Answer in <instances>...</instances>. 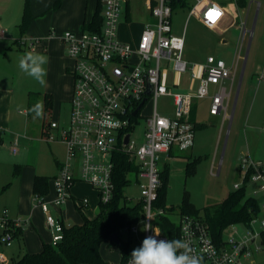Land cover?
<instances>
[{"label":"built area","instance_id":"obj_1","mask_svg":"<svg viewBox=\"0 0 264 264\" xmlns=\"http://www.w3.org/2000/svg\"><path fill=\"white\" fill-rule=\"evenodd\" d=\"M129 0H100L102 5L100 31L84 27L77 32L67 31L60 37L66 49L73 77L70 123L60 127L51 119L45 131L48 143L63 145L65 159L58 175L53 179L56 198L51 212L44 196L35 195L37 205L46 215L47 224L53 234L52 246L57 247L71 225L59 216L65 201L71 198V190L77 183L90 185L97 193L100 204L110 203L115 195L114 161L117 154L132 157L138 166L134 180L140 191L144 216L136 225L123 228L120 238L140 240V228L144 230L140 244L153 230L161 229L159 217L168 215L162 208H156L162 185L159 167L163 154L173 148L187 152L195 142V125L190 120L191 109L196 100L208 98L211 87L218 91L211 96L210 114L222 116L223 123L231 121V103L237 79L223 60L209 56L204 64L191 65L184 58L185 37L173 34V8L170 0H147L151 21L147 22L136 42L122 41L118 36L119 23L126 14ZM218 12V17L209 19V12ZM196 16L208 28H214L224 17V10L215 3L196 0L190 16ZM7 30L0 24V38ZM55 32L51 33L54 36ZM19 46H33L37 40L21 37ZM172 67L176 74L192 71V79L199 80L196 91L175 92L167 84V72ZM229 83V87H226ZM149 86L152 92L147 94ZM162 97H172L174 115H161L157 102ZM152 104L149 114L143 113L147 104ZM137 111L136 115L134 112ZM144 121L143 141L138 145L132 138L135 122ZM0 131V138L3 134ZM128 138V141H126ZM13 152L17 153V142ZM241 180L234 184L239 190L246 179L257 184L252 196L264 194V162H255L249 155L240 157ZM132 183V181H131ZM131 199V198H128ZM78 210L89 206V199L76 200ZM261 213L264 205H261ZM260 213V214H261ZM22 224L19 218L10 216L9 210L0 215V245L10 248L15 233ZM180 228V239L187 242L194 254L203 257V264H245L255 252L262 250L261 234L264 232V217H255L247 224L231 225V236L223 237L217 243L211 236L206 222L201 217L184 215L176 223ZM157 239L168 238L162 234ZM129 261V260H128ZM0 264H11L4 254H0ZM128 264V262H127Z\"/></svg>","mask_w":264,"mask_h":264},{"label":"crops","instance_id":"obj_2","mask_svg":"<svg viewBox=\"0 0 264 264\" xmlns=\"http://www.w3.org/2000/svg\"><path fill=\"white\" fill-rule=\"evenodd\" d=\"M141 1L144 4L143 5L144 9L141 14L142 16L141 33H142L145 24L151 21V17H150L149 4L147 0H141ZM205 1L215 3L224 10V17L219 22V24L214 28H208L204 24H202L201 21L196 16L192 15L191 17H194L196 21V27L203 29L204 34L202 32L197 31V28L194 26L193 31L191 32L192 36L189 39H187L186 33L182 29V27H180V29L177 32H175L174 19H175L176 11L178 9L177 8L173 13V20H172L173 34L175 36L185 37L184 55L192 54L201 57V61L197 63H193V65L196 66V65L204 64L209 56H213L216 59L223 60L226 63L227 67L231 69L233 72H235V76L238 82L240 81L239 73H238L239 64L241 62H245L244 60H246V57L247 60H249V54H250L249 52H250L251 44L253 43V34L255 35L256 32H257L256 45L258 44L260 45L261 36L264 31V0H205ZM69 2L71 3L72 9L67 12L66 6ZM98 2L99 0H31L30 8L34 20L25 34L27 35L29 34L31 35L30 36L31 38L34 37L35 40L40 41L38 44L39 53H42L48 58V63H47L48 70L46 75V82L48 84L45 87L48 89H44V90L47 92L45 94L53 97V102H58V103L60 102V99L63 96V88H65L67 80H70V82H68L69 85L67 90L70 97L68 102H70L71 100L72 90H73V77L71 76V74H69L68 67L71 66L72 61L67 57L66 49L63 46L60 37L56 35L51 36V34H49V31L51 29H49L50 26L48 25L50 24L48 23L44 27L40 28V23L46 21L48 15H52L51 19H55L58 21L60 19L61 20L63 19L65 23L63 28L74 32L80 31L84 25L89 24L92 21L94 13L96 12L98 6ZM188 3L189 0H185L179 8H181V10L188 9L189 11L188 17H189L192 7L196 4V0L190 6ZM24 6H25V0H0V24L4 28L5 26L9 28H15L13 34L11 35L9 34L7 36L8 34L7 33L5 37L0 38V43L1 42L6 43L3 49H6V47L9 46V41L11 40V38L12 40L13 38H16L15 36L17 35V32H19L20 35L19 25L23 18ZM124 18L126 20V25L131 26L130 24H132L134 17L131 11L130 0L127 3V11ZM136 18L137 17H135V19ZM140 34L138 37L136 38L131 37L129 41H124V42H129V43L136 42L139 39ZM249 35H251L250 38ZM15 42L16 40L14 41V43ZM245 45H248V47H247V54L244 57L243 55H241V53L244 50ZM259 45L255 53L254 54L252 53V55H254V58L258 53ZM234 48L235 51H238V56L235 58V61L232 64L230 62V58H232L231 55H234V53H232ZM18 50L22 51V49L21 50L18 49ZM18 50H16L15 52H18ZM206 51H208V55H206L207 54ZM226 52H227L228 61H226V59L223 57V55L226 54ZM171 71H173L172 67L168 69L167 75ZM191 80L192 83L194 82L198 83L199 86L198 79L193 81L192 73H191ZM226 85H227L226 87H229L230 84L227 83ZM168 86L172 87V89L175 92H181V93L196 91L198 89L197 86V88L195 89L191 88V89L177 91L176 89L178 88V82L176 81L171 82L170 84H168ZM261 90H264V88H258L253 98L251 111L249 113V117L247 118V123H249V125L250 124L254 125V123H256V119L258 115L253 117V122L251 118L253 116L252 112H254L256 107L259 108L260 104L262 103V99L259 98ZM217 91L218 88L216 86H212L211 94L208 98L200 99L199 102L198 100H196L193 104L190 114V120L193 124H197V126L199 127L195 130L194 146L192 149L187 151L190 158L195 153L194 150L196 147L195 144H196L197 131H206L203 129L205 128L209 129L210 127H215L216 125H221V124H222V130L224 128L223 127L224 124L226 125L228 124L229 125L228 130H231L239 104H241L242 109L244 108L246 96L248 95V88H240L239 97L234 110L236 95L238 93V88H236L235 90V86H234L233 95H232L233 102L230 106L232 119L228 123H223L221 115L212 116L210 114V107L212 103L211 96L216 94ZM35 93H38V96L36 98V100L38 101V102L36 101L37 104L39 103L38 98L41 97L40 96L41 91L39 90L38 92ZM65 93L66 92H64V94ZM10 94H11L10 91H7L5 93L0 92V101H5L6 103H10L11 101H13V97H10ZM28 98H29V94H28ZM163 98H170L172 100V111L168 113V117L172 118L174 115L173 99L172 97H163ZM42 100H44L43 97ZM200 102L201 103L203 102V105H205L208 108V112L210 115L209 117L211 119L208 123L205 124L199 123L197 119L198 103ZM4 104L5 103L0 102V131L4 132L1 135L2 137L0 138V215L2 211L6 209L9 210L11 217L19 218L22 223L27 222V224H22L21 227L16 230L15 240L10 248H5L0 245V254H4L5 257L9 260V262L12 263V260L21 258V256L24 255L25 253H30V254L40 253L43 249V244H52L53 234L47 224L46 215L35 201V195H40L35 192V179L37 178V176L48 178L47 193L41 196H44V199L49 203L51 212L54 214H58V212L53 207V202L56 198V194L53 186V179L59 173L60 165L65 159V152L63 157L55 156L53 151L44 144L45 142L43 138H45V130L43 131L42 127L40 129L38 126H32V123L29 118L27 124L26 123L23 124V128L21 129V130H25L27 128L25 130L26 133L24 135L16 136L15 138L12 137L13 136L12 134L7 135L9 129L6 130V128H10L13 131L14 124L12 122H9V120L6 118V114L8 115L10 113V110L8 108H4L3 107ZM55 105L57 104L53 103V108ZM147 105H149L151 111L152 104L149 103ZM19 113H21L22 115H28L29 117L31 111L30 110L20 111ZM140 121L143 120H139V122ZM29 133L34 135V138H36L32 140H36L37 142H39V146H40L38 153L39 159L35 164L31 166L27 165L26 166L27 168L22 169L23 164H28L27 163L28 155L25 159L20 157L19 159L17 158L16 160H14L13 163H8L4 158V155L2 153V148L4 146L5 140L7 139V137H9V142H11L12 155L17 156L19 154V143L20 144L22 143V146L28 150V148L32 146V145L30 146V144L28 143L29 142L28 138L29 140L31 138ZM255 134L261 137L259 139L260 140L259 145L255 144L254 142ZM244 137L247 144L248 143L250 144L251 136H248L245 133ZM22 138L24 140H22ZM262 139H264V128L256 129L253 127V149H251V145H250V148L249 147L247 148L250 154H246V155H249L255 162H264V154H263L264 140L262 142ZM26 140L28 142H26ZM16 142H17V153H14L13 148ZM198 143L199 144L201 143L200 136L198 139ZM180 153L183 152L179 151L178 148H173L170 153L163 154L160 164H162L163 158L170 159L171 157L180 155ZM201 157L202 156L199 155L196 158H201ZM240 157L238 158V169H239ZM22 159L24 160V163H21ZM165 169H168V166L164 165L163 169L161 168V171ZM15 171L17 172L18 175H15ZM238 172L241 180L240 171ZM78 184L79 183L74 185V187L71 190V198L67 199L59 210V216L71 226L81 225L83 223L81 212L77 209L76 206V200H80L85 197L88 198L89 206L86 209L91 208V203H92L91 198L93 194L89 190L86 189L84 193L81 194V196L79 197H77L73 193L75 186ZM15 185H17L18 187L13 190V187ZM256 188H257V184L249 183L248 195L252 196L253 191ZM95 198L98 200V203L95 204L93 207V216H88L86 215V212L83 211V213L88 218L91 219H93L97 215L99 209V199L97 193L95 194ZM256 198L259 199L261 203H263L264 205L263 193L258 194ZM263 213H264V209H263ZM74 220L76 221L75 223ZM143 233L144 230L141 227L140 240L136 241L134 243L135 245L140 244L141 239L143 237ZM105 244H107L108 247L112 246L110 244V240L104 242L102 246ZM102 246H101V256L103 260L107 262L102 253ZM261 251H263V249L254 253L253 259L249 261L250 264L263 263V259L262 257H260ZM120 259H121V252H120ZM109 264H114V263H109Z\"/></svg>","mask_w":264,"mask_h":264},{"label":"rangeland","instance_id":"obj_3","mask_svg":"<svg viewBox=\"0 0 264 264\" xmlns=\"http://www.w3.org/2000/svg\"><path fill=\"white\" fill-rule=\"evenodd\" d=\"M195 0H189V6L193 4ZM143 2L141 0H130L131 11L133 13L134 20L132 21L131 26L126 25V20L124 15L121 18L119 23L118 29V36L123 41H129L131 37H138L141 33V20H142V12L144 9ZM72 9L71 3L69 2L66 6V11H70ZM138 14V15H137ZM188 9L181 10L178 8L175 15V23L174 28L175 32H177L180 27L185 31L186 38L189 39L192 36V31L194 26L196 27V21L194 17L189 16ZM90 15V14H89ZM135 17H137L135 19ZM52 15H48L47 20L43 23H40V28L44 27L46 24H50L48 26L49 34L51 32H55V35L61 37L67 31L64 26L63 19L55 20L51 19ZM255 21V19H254ZM54 28V29H53ZM57 28V29H55ZM197 28V27H196ZM7 30V36L13 34L15 28H9L5 26ZM197 31L202 32L204 34V30L197 28ZM21 33L17 32L16 38H11L9 41V46L6 49H3L6 45L5 42L0 43V92H7L10 91V97H13V101L10 103H6L5 101H0L1 103H5L3 105L4 108H8L10 113L7 115L6 118L9 122L14 124L13 131L10 128H6L8 130L7 135L12 134L13 138L16 136H22L26 133L25 130H21L23 128V124H27L28 118L30 119L32 126H38L40 129L44 131H51L55 133V130L49 129V122L51 119H55L59 122L60 127H67L70 123V116H71V103L68 102L69 94L68 90V82L67 80L65 88H63V96L60 99V102H54L57 104L54 106L53 111L50 113H46L44 111V100L42 97L47 93L44 89L47 86V82L44 86H41L37 83L33 78L29 77L27 74L22 72L18 66L19 58L26 52H33L39 53V40L34 43L33 46H21L22 51L17 49L19 44H15L14 41L20 39ZM31 35L25 34L22 36L24 39L31 38ZM33 37V36H32ZM251 35H249V38ZM256 38L257 32L253 34V43L251 44L249 60H247V64L245 67V74L243 78V82L241 88H248V95L246 96V101L244 108L242 109L241 104H239L237 113L235 115V119L233 122V126L231 130H228L229 125L224 124L222 130V124L216 125L215 127H210L209 129L205 128L203 130L206 131H197L196 135V147L195 153L190 158L187 152L180 153L175 157L163 158L162 164L159 165L160 169L164 167V165L168 166V181L167 186L164 190L165 192V200L168 207H174L175 211L169 213V217L174 221L178 222L180 217L179 207L182 204L184 197L192 202L198 209L203 210L207 207H214L220 202H222L228 193L234 190V184L240 182L239 177V169H238V158L240 156H245L246 154H250L248 151V147L253 149V127L264 128V90H261L259 98L262 99V103L260 107L252 112V122L253 117L258 115L256 119V123L250 124L247 123V118L249 117V113L251 111V107L253 104V98L258 88H264V31L261 36L260 45L258 48V53L254 58V54L258 45H256ZM35 40V38L33 37ZM247 47L245 45L244 50L242 51L241 55L244 57L247 54ZM13 50V51H12ZM18 50V52H15ZM231 51V50H230ZM5 52V53H4ZM228 52V51H227ZM227 52L223 55V57L227 59ZM236 52V54H235ZM206 55H208V51H206ZM234 55H231L230 62L233 64L235 58L238 56V51L233 50ZM42 54V53H39ZM184 58L191 64L197 63L201 61V57L195 56L192 54L184 55ZM245 61V60H244ZM191 64V65H192ZM244 62H241L238 67L239 78L241 76L242 68ZM46 70H48V66L45 65ZM191 73L192 71L184 74L176 75L173 71H171L167 75V84L171 82H178L177 91L197 88L198 83H192L191 80ZM46 79V77H45ZM239 87V81L236 82L235 90ZM41 91L39 103L42 105V116L39 118H34V113L31 111L30 116L22 115L19 113L20 111H29V92H38ZM64 92H66L64 94ZM235 96V95H234ZM37 101V100H36ZM200 100H198L199 102ZM38 102V101H37ZM233 102V100H232ZM241 103V102H240ZM259 103V102H258ZM232 104V103H231ZM157 108L161 115L168 116V113L172 111V100L170 98H160L157 102ZM144 114L150 113L149 105H146L143 108ZM260 111V112H258ZM21 114V115H20ZM208 108L203 105V102L198 103V110H197V119L199 123H208L211 119L209 117ZM6 119V120H7ZM228 123V122H227ZM135 131L132 135L133 139H136L138 145H140L143 141V134H144V121H140L138 123H134ZM248 125V126H247ZM10 126V124H9ZM222 133V134H221ZM245 133L250 137V144L245 141ZM30 134V133H29ZM221 134V137H220ZM31 138L28 141L31 147L25 149L22 146V143H19V154L17 156L12 155L11 153V142H9V137L4 142V146L2 148V153L4 155L5 160L8 163H13L14 160L17 158L19 159L22 157L25 159L28 155V164H23L22 169L27 168L26 166L35 164L39 159V142L34 138V135L30 134ZM199 136L201 137V143H198ZM261 137L257 134L254 135V142L255 144H260ZM22 140H24L22 138ZM44 144L48 146L54 153L55 156L63 157L64 156V147L63 145L59 144L58 142L48 143L45 138H43ZM264 139H262L263 142ZM25 142V141H22ZM43 144V145H44ZM254 144V145H255ZM41 145V144H40ZM264 145V142H263ZM187 153V154H186ZM201 153V154H200ZM205 154V156H204ZM264 154V153H263ZM201 155V158H196ZM224 155V157H223ZM223 157V158H222ZM21 160V163H24V160ZM195 159V171L192 174L187 175V164L188 162H192ZM132 180L131 185L126 189L125 194L128 198H133L134 203L140 200V191L137 187L134 175L130 177ZM18 186L15 185L13 190L16 189ZM89 190L93 196L91 198V208L85 209L86 215L93 216V207L95 204L98 203V200L95 198V191L89 186L84 183H79L75 186L73 193L79 197L81 194L84 193L85 190ZM250 193V192H249ZM260 216L264 217V213L260 214ZM76 221L74 220V223ZM240 230H243V226L240 225ZM143 232V231H142ZM141 232V233H142ZM225 236L232 235V229L228 228L225 230ZM142 237V236H141ZM123 241H126V237H121ZM102 253L105 260L109 263L117 264L120 262V249L117 246L108 247L107 244L102 246ZM260 257L263 259L264 264V251L260 252ZM253 259V258H252ZM251 259V260H252ZM245 264H250V262H246Z\"/></svg>","mask_w":264,"mask_h":264},{"label":"trees","instance_id":"obj_4","mask_svg":"<svg viewBox=\"0 0 264 264\" xmlns=\"http://www.w3.org/2000/svg\"><path fill=\"white\" fill-rule=\"evenodd\" d=\"M185 0H170L173 11L179 8ZM31 0H25L24 13L19 25L21 36H24L29 29L34 17L30 8ZM102 5L100 0L93 19L83 27L92 31H100L102 20L100 17ZM19 44V40L15 42ZM18 49H22L17 46ZM38 93H29V110L36 105ZM53 97L44 96V111L50 113L53 110ZM195 125V130L199 127ZM203 127V126H202ZM195 159L187 164V175L195 171ZM116 163L115 172V195L108 204H100L97 215L88 218L82 210L81 225H72L65 230L64 240L54 247L51 244H43V249L38 254L25 253L21 258L12 260L11 264H109L101 256V246L109 241L113 234H120V231L131 225H136L142 221L144 216L143 207L140 202L133 203V198L128 199L125 194L126 189L131 185L130 177L138 170L134 159L126 154H117L114 159ZM15 175H18L15 171ZM162 185L159 190V198L155 204L156 208L164 209L168 214L175 211L174 207H168L165 200V188L168 181V169L160 173ZM46 177L35 179V192L43 195L47 193ZM249 181L246 179L244 185L239 190H233L226 198L214 207L198 209L187 197H184L179 207L180 216L189 215L203 218L209 227L212 238L220 243L225 235V230L231 225H247L252 218L258 217L261 213V201L255 196L248 195ZM157 223L163 235L168 240L180 239V228L176 222L172 221L169 215L159 217ZM261 246L264 251V232L261 234ZM112 246L113 243L110 242ZM116 246V245H115ZM118 247V246H117ZM136 248L132 238L122 240L119 246L121 259L119 264H127L131 252Z\"/></svg>","mask_w":264,"mask_h":264},{"label":"clouds","instance_id":"obj_5","mask_svg":"<svg viewBox=\"0 0 264 264\" xmlns=\"http://www.w3.org/2000/svg\"><path fill=\"white\" fill-rule=\"evenodd\" d=\"M48 58L39 53L26 52L19 58V68L33 78L41 86L46 84ZM31 111L34 118L42 116V105L37 103ZM151 225H145L144 230H150ZM154 235L145 237L141 246L135 248L128 264H203V257L194 254L192 247L181 239H157L161 235L153 230Z\"/></svg>","mask_w":264,"mask_h":264},{"label":"water","instance_id":"obj_6","mask_svg":"<svg viewBox=\"0 0 264 264\" xmlns=\"http://www.w3.org/2000/svg\"><path fill=\"white\" fill-rule=\"evenodd\" d=\"M246 64H247V57H246V60L244 62V66H243V69H242V73H241V76H240V81H239V87H238V93L236 95V101H235V104H234V110H235V107H236V104H237V100H238V97H239V91H240V88H241V84L243 82V78H244V74H245V67H246ZM152 92V87L149 86L148 88V91H147V94H150ZM137 111L134 112V114L136 115ZM234 113V112H233ZM128 141V138L127 140ZM110 242L113 243L114 245L116 246H121L122 244V240L121 238L119 237L118 234H113L111 237H110Z\"/></svg>","mask_w":264,"mask_h":264},{"label":"snow or ice","instance_id":"obj_7","mask_svg":"<svg viewBox=\"0 0 264 264\" xmlns=\"http://www.w3.org/2000/svg\"><path fill=\"white\" fill-rule=\"evenodd\" d=\"M218 15H219V13L215 12V11L209 12V14H208L209 19H213V20H215L218 17Z\"/></svg>","mask_w":264,"mask_h":264},{"label":"flooded vegetation","instance_id":"obj_8","mask_svg":"<svg viewBox=\"0 0 264 264\" xmlns=\"http://www.w3.org/2000/svg\"><path fill=\"white\" fill-rule=\"evenodd\" d=\"M68 72H69V74H71V68L70 67H68ZM71 76H72V74H71Z\"/></svg>","mask_w":264,"mask_h":264}]
</instances>
